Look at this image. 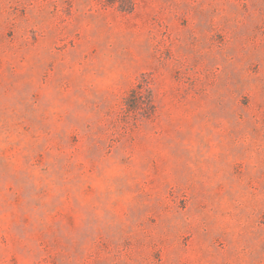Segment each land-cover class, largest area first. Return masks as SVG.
<instances>
[{
  "label": "rangeland",
  "instance_id": "1",
  "mask_svg": "<svg viewBox=\"0 0 264 264\" xmlns=\"http://www.w3.org/2000/svg\"><path fill=\"white\" fill-rule=\"evenodd\" d=\"M0 264H264V0H0Z\"/></svg>",
  "mask_w": 264,
  "mask_h": 264
},
{
  "label": "trees",
  "instance_id": "2",
  "mask_svg": "<svg viewBox=\"0 0 264 264\" xmlns=\"http://www.w3.org/2000/svg\"><path fill=\"white\" fill-rule=\"evenodd\" d=\"M154 109L153 100L149 92H145L140 85L134 87L126 98V109L128 112H135L143 116H149V112L144 113L146 107Z\"/></svg>",
  "mask_w": 264,
  "mask_h": 264
}]
</instances>
